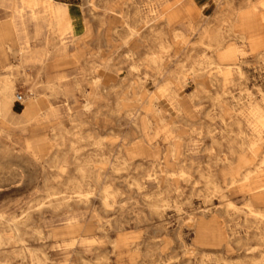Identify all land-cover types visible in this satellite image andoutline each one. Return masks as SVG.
<instances>
[{
  "label": "rangeland",
  "instance_id": "obj_1",
  "mask_svg": "<svg viewBox=\"0 0 264 264\" xmlns=\"http://www.w3.org/2000/svg\"><path fill=\"white\" fill-rule=\"evenodd\" d=\"M231 1L236 7L246 2ZM93 2L88 7L78 0L82 22L74 36H65V64L57 67L58 57L48 61L50 80L61 82L69 96L48 95L45 79L34 77L36 66H18V53L7 48L0 55V75L11 74L15 94L0 112V214L21 218L34 210L23 242L10 224L0 223V264H36L37 258L44 264H255L264 256V220L247 204L250 187L264 190V127L255 132L242 111L251 98L264 106V32L258 49L233 34L226 37L230 82L223 84L210 78L215 67L203 63L201 33L223 23L227 0ZM185 3L189 11H183ZM166 4L182 8L180 20L188 26L182 37L174 36L180 23H167ZM12 10V0H0V24L10 21ZM161 24L168 45L163 51L149 33L151 25ZM196 24L200 29H193ZM37 26L43 23L26 25L31 45L42 48L45 39L58 38L44 29L35 39ZM152 52L161 54L170 73L165 81L155 83L153 76L162 74L144 61ZM94 77L101 79L97 88ZM33 90L51 101V114H24ZM154 97L165 121L145 109ZM238 117L245 142L259 138L258 151L244 152L242 138L230 133L238 132L232 126ZM93 138L102 139L108 156L95 166L103 173L99 185L107 205L91 179L83 203L71 189L73 178H81L80 165L95 151ZM37 141L49 151L39 150ZM179 170L186 175L165 172ZM248 170L254 173L244 182ZM256 200L263 211L264 200Z\"/></svg>",
  "mask_w": 264,
  "mask_h": 264
},
{
  "label": "crops",
  "instance_id": "obj_2",
  "mask_svg": "<svg viewBox=\"0 0 264 264\" xmlns=\"http://www.w3.org/2000/svg\"><path fill=\"white\" fill-rule=\"evenodd\" d=\"M57 1H60V2H57ZM57 1H55V0H50V1L49 0H12V9L13 10H12L11 19L8 22H4V23L0 24V55L5 56L6 55L5 53L7 52V50H6L7 48L9 50H12L13 52L18 53L19 54L18 66H20L22 68H25L27 66H36V72L34 74V77L45 79V80H43V82L45 83V86L48 89V95H50V96L51 95L52 96H58V95L69 96L66 88L64 87V85L61 82H55V81L50 80L49 75L47 73V68H48L47 63L49 60H51L55 57H58L56 59L58 62L56 66L60 67L61 65L65 64V60H66L65 59L66 58V52H65L66 51V47H65L66 42L64 40L65 36L66 35H69V36L75 35V33L78 31V29H76L75 27H76V25H78L82 22L83 14H82V10L79 8L80 4L78 3V0H57ZM175 1H179V0H175ZM86 4L88 5V7L92 6L90 0H86ZM253 5H255V6L257 5L255 0L253 1ZM64 6L70 7V12H71L70 15H71L73 25L76 24L75 27L74 26L68 27L69 30H68V28L65 29L62 26L57 25L61 22V18L59 16V14L57 13V8L64 7ZM165 6H167V4ZM230 6H231V4H230ZM48 7H49V9H48ZM182 7H183V11H189L191 9L189 4H187V3H185L184 6H182ZM263 10H264V7H259L258 12L254 13V14H246L247 12H244L243 14L242 13L236 14V12H234V14L232 16H230L229 9H228V14H227L226 18L222 17V21L224 20L223 23L218 24L217 26H215L213 28L212 35H211L210 39L207 40V44H208V46H211L212 50L211 51L205 50V52H203L204 53L203 55L211 56L217 64L222 63L224 61L223 58H220L219 51H215L217 46L219 45L218 44V36H216V34L218 33L220 27H223L224 30H225V27L227 29V26L224 27L225 22L234 21L235 19H236V24H237V25H235V28H237L240 33L245 34L247 43L250 44L251 46H254L255 49L262 47L263 43L260 40V36L264 32V19H263L264 17L262 15ZM181 12H182V8L179 10H175V9L170 10L169 9L167 11V13H168L167 22L169 25L174 23V22L180 23L178 28L182 29L184 32V30L187 29L188 26L180 20ZM254 18H255V22H257V23L255 26L251 27V24H252V21ZM28 21L33 22V23L34 22H42L43 23V26H37L35 28V33H34L35 39H37L40 35H42V32L44 29H47L51 33V35L57 36L58 38L52 39V40L45 39L44 45L42 48H37L36 45H31L30 44V40H31L30 36L26 31V25H27ZM56 27H57V29H56ZM192 27L196 28L195 30L200 29L199 25H197V24L192 25ZM204 28L205 27L202 28V32H203ZM56 31L59 32V34ZM184 34H185V32H184ZM16 45H19V48L14 49V46H16ZM60 46L63 48H61ZM261 51H260V53H261ZM263 51H264V48H263ZM33 53H34V55H33ZM39 53H41L42 55ZM23 57H25L24 61H23ZM31 58H33V59H31ZM27 60L30 61L31 65H30L29 61H27ZM145 60L146 59L144 57V61ZM26 62H27V64H26ZM33 62H34V64H33ZM25 74H28V73H25ZM226 80H227V82H230V74L229 73L226 75ZM100 81H101V79L99 77H94L93 81H92L93 86L95 88H97L98 85L100 84ZM161 81H165V78L164 77L163 78L157 77V79L155 80V83H158ZM164 87H168V86L165 85ZM51 88H52V90H51ZM33 94H34L33 97L28 98L24 114L27 116H34V115H37L38 113L51 114L52 108H53V104L51 103V101L48 99H45L44 97H42L40 95H38L37 93L34 92V90H33ZM9 103H10L9 98L2 97L1 98L0 112L4 113L5 111H7L8 107H9ZM32 103L34 106L33 111H31L29 106H28ZM145 109L148 112L157 115L161 121L166 120L165 116H164L163 109L157 103V97L151 98L149 101H147V103L145 105ZM158 110H160L162 112L164 120H162V118L160 117ZM242 114H244V113H242ZM244 115H246L247 119L251 117L247 114H244ZM236 120H239V122L242 126V129H243V120L239 117L236 118ZM234 125H236V123L233 121L232 126H234ZM232 130L233 129H231L230 132ZM103 144H104V142L102 141V139L93 138V141L90 145H94L95 151H92L89 154V156L87 157V159L94 158L96 160L97 157H95L94 154L97 151L98 146L102 147ZM36 147H38L39 150H42L43 153H47V151H49V148H50L49 145L45 144L43 141H37ZM173 148L176 151V148L174 145L172 146V149ZM73 149L75 152H78L80 150V147L73 145ZM242 149H244V152L246 151L245 150L246 147H244ZM258 149H259V147H257V149H254V150L258 151ZM102 156H106L108 158V156L106 154H104L103 152H102ZM107 162H108V160H107ZM261 163H263V162H261ZM97 164H103V163L102 162L101 163L96 162L94 167ZM82 166L85 167V164L80 165V168ZM253 173H254L253 170H248L247 174L244 173L243 176L244 175H245V177L250 176V178H251ZM249 174H251V175H249ZM74 176L77 178L79 177L77 175H74ZM249 180H247V181H249ZM69 181H70V179H69ZM237 181L238 180L235 179V182H237ZM245 181L246 180H244V182ZM85 182H87V181L85 180ZM249 190L252 191V195H251L252 199L249 200L247 206L251 205L254 209L258 210V208L256 206L261 205V204L258 203V200H256V198H257L255 196L256 190H251V189H249ZM253 194H254V196H253ZM262 204L264 205V203H262ZM77 230L79 231V227H77Z\"/></svg>",
  "mask_w": 264,
  "mask_h": 264
},
{
  "label": "bare ground",
  "instance_id": "obj_3",
  "mask_svg": "<svg viewBox=\"0 0 264 264\" xmlns=\"http://www.w3.org/2000/svg\"><path fill=\"white\" fill-rule=\"evenodd\" d=\"M50 1V0H49ZM253 1L254 0H246V2L244 3V5H241V6H238V7H235L233 4H232V1L231 0H227V2L225 3L226 6L228 7L229 9V14L230 16H232L234 14V12L237 13H244V12H247L246 14H254V13H257L258 12V8L259 7H264V0H255L256 2V6L253 5ZM91 4H93V0H90ZM48 3V2H47ZM231 4V6H230ZM243 4V3H242ZM55 6V5H54ZM165 9H170V5L167 4V6L164 7ZM49 9V7H48ZM56 11V10H55ZM72 11V10H71ZM57 13L59 14L60 18H61V22L57 25L59 26H62L63 28L67 29L68 27H75V25H73V22H72V19H71V15H70V7L68 6H64V7H59L57 8ZM228 14V12H227ZM226 14V16H227ZM226 16H224L226 18ZM158 19V18H157ZM264 19V18H263ZM147 21V19H146ZM127 23V22H126ZM129 23V22H128ZM162 23V22H161ZM166 23V22H165ZM168 23V22H167ZM257 22H255V18L253 19L252 21V24H251V27L255 26ZM148 24V23H147ZM160 24V23H159ZM163 24V23H162ZM161 24V25H162ZM235 25L236 24V19L234 21H230V22H225V26H227V29L225 27V30L223 29V27H220L218 33L216 34V36H218V46L216 48L215 51H219V54H220V58H223V62L222 63H219L217 64L214 59L211 57V56H206V55H203L202 57L204 58V61L203 63H207V65L209 67H215L216 70H214L215 72L212 73V71L210 72L211 76L210 78H212V81H221L223 84L227 82L226 80V75L229 73V71L226 70L227 67H229L230 65L229 64H226L224 63L227 56V54L225 53L227 50L224 49L225 47V44H226V41H227V38L226 37H229L230 35H234L236 36L237 38H239L241 40V42L243 44H248L247 43V40H246V37H245V34H242L239 32V30L237 28H235ZM58 26V27H59ZM80 24L76 25V29H79L80 28ZM74 28V29H75ZM130 29V32L132 35L136 34L137 32L134 31V28L133 27H128ZM213 28L214 27H210V26H207L203 29V32L201 33V37H202V41H201V44L202 45H205L207 46V49L206 50H212L211 46H208L207 44V40L210 39L211 35H212V32H213ZM54 29V28H53ZM57 29V27H56ZM193 29H196V28H193ZM55 30V29H54ZM69 30V28H68ZM61 31V30H60ZM57 32V31H56ZM62 32V31H61ZM59 34V32H57ZM149 33L151 36H153L155 38V40L158 41V44L159 46L161 47L162 51L165 50L168 45H167V42H165V40L163 39L164 36L166 35V31H165V28L163 27V25L161 27H157V26H153L151 25L150 28H149ZM184 35V32L182 29L180 28H177L174 30V36L175 37H182ZM134 37V36H133ZM131 40V39H130ZM61 47V46H60ZM66 47V46H65ZM63 48V47H61ZM171 49V48H170ZM64 50V49H63ZM59 51V50H58ZM57 51V52H58ZM225 51V52H223ZM66 52V51H65ZM264 51H262L260 54H264L263 53ZM63 53V52H62ZM41 54V53H39ZM34 55V53H33ZM32 55V56H33ZM37 55V54H36ZM42 55V54H41ZM230 55V54H229ZM232 55V54H231ZM22 56V55H21ZM20 56V57H21ZM39 56V55H38ZM164 56V55H163ZM262 56V55H261ZM28 57V56H27ZM165 57V56H164ZM233 57V56H232ZM24 58L23 57V61H24ZM65 58V57H64ZM148 59L153 65L154 67L158 70V73L162 74V78L166 76V74H170V73H167V69L164 68L163 66V58L161 56L160 53H155V52H152V53H148L146 56H145V59ZM29 59V58H28ZM33 59V58H31ZM26 61V60H25ZM29 61V60H27ZM33 61V60H32ZM39 61V60H38ZM37 61V62H38ZM21 62V61H20ZM40 62V61H39ZM30 63V61H29ZM202 63V62H201ZM27 64V62H26ZM25 64V65H26ZM34 64V62H33ZM48 64V63H47ZM240 64V63H239ZM31 65V63H30ZM205 65V64H204ZM136 66V65H135ZM183 66V64H182ZM195 67V66H194ZM203 67V66H202ZM211 67V68H212ZM135 69H137V67H134ZM241 68V66H240ZM231 69V68H230ZM211 70V69H210ZM201 71V70H200ZM202 72V71H201ZM174 73V72H173ZM199 73V72H198ZM243 73V72H242ZM149 73L146 72L145 75H148ZM195 74V73H194ZM207 74V73H206ZM171 77V76H170ZM153 78L156 80L157 77L153 76ZM96 79V78H95ZM228 83V82H227ZM232 83V82H231ZM168 86V85H167ZM52 90V88H51ZM51 92V91H50ZM225 92V91H224ZM52 93V92H51ZM252 94V93H251ZM15 96L14 94V87H13V79L11 77V74H8V75H0V106H1V98L2 97H5V98H13ZM35 98V97H34ZM156 101V100H155ZM238 101V100H237ZM30 110L33 111L34 110V106H33V103L28 105ZM36 106V105H35ZM154 108V107H153ZM246 110V111H245ZM244 111H242L244 114H247L249 116H251L250 118H248V121L251 123V125L254 127V130L255 132H258L259 133V130L260 128L264 127V106L262 104H260L259 102L255 101L254 99H250L248 102H247V105H246V109ZM159 114H160V117L162 118V120H164V117H163V114L160 110H158ZM166 119V118H165ZM234 122L236 123L235 126L238 127V132H236L235 130H232L230 133L231 134H234L240 138H242V148L244 147H248L249 149L255 151L254 149H257V147H259V138H256V136H253V138L250 140V142H244L246 137H248V135L244 132V130L242 129V126L239 122V120H234ZM264 130V129H263ZM251 137V136H250ZM99 144V143H98ZM247 144V145H246ZM100 145V144H99ZM176 154V151L174 150L173 148V153L172 155ZM95 157H97V159L95 160L94 158H90V159H86V162L84 163L85 164V167H81L80 168V173H81V178L80 179H76V178H73L74 180H72L73 182H76L77 184L72 186L73 190H75V199L77 201V203H83L85 200H87L89 197H87V195H85L83 189L84 187L87 186V182H85V180L87 179H91L92 181H94L96 184H97V189L99 191V196L101 197L102 199V202L104 203V205L108 204L109 201H108V197L105 195V190H103V188L99 185L102 177H103V173L101 172V168H97V167H94L95 163L98 162V163H107V160L108 158L106 156H102V147L101 146H98V149L97 151L95 152L94 154ZM245 156V155H244ZM123 158V157H122ZM99 159V160H98ZM100 161V162H99ZM124 162V161H123ZM262 162L264 163V158L262 160ZM129 163V162H128ZM162 163L160 162L159 165H161ZM162 169V172L164 171V169L161 167ZM117 172V171H116ZM166 174H170L168 176H175L176 174L180 176H185L186 175V172L183 171V170H179L177 173L175 172H170L168 173L167 171H165ZM248 172V171H247ZM246 172V174H247ZM252 174V173H251ZM249 174V175H251ZM162 175V174H161ZM156 177V176H155ZM160 178V177H159ZM244 178V179H243ZM154 179V178H153ZM175 179V178H174ZM250 179V176H247L245 177V175L243 176L242 175V180H249ZM93 182V183H94ZM102 182V181H101ZM158 182V181H157ZM211 184H213L212 181H210ZM215 183V182H214ZM137 184V183H136ZM134 185V184H133ZM69 186V184H68ZM103 186V185H102ZM159 186V185H158ZM161 186V185H160ZM67 187V186H66ZM91 187V186H89ZM213 187L214 189L217 191V190H221V188L217 185V184H213ZM261 187V186H260ZM259 186H256V187H251L250 189L251 190H256L255 191V196L258 198V199H263L264 200V190L263 189H259L260 188ZM161 188V187H160ZM70 189V188H69ZM107 189V188H106ZM94 190V189H93ZM168 190V189H167ZM166 190V191H167ZM72 192V190H70ZM170 191V190H169ZM168 191V193H169ZM98 194V193H97ZM93 195V194H92ZM63 196V195H62ZM166 198V197H165ZM256 198V199H257ZM68 199V196H63V200L65 203H67L69 200ZM252 199V198H251ZM162 201V200H161ZM63 202V201H62ZM167 202V201H166ZM154 205V204H153ZM229 206H235L233 203L229 202L228 203ZM155 207H159L160 204H155L154 205ZM228 206V207H229ZM249 209H250V212L254 215V216H257V217H260L261 219L264 220V211L262 210H257V209H254L251 205H248L247 206ZM109 208V207H108ZM239 208V207H238ZM39 210V209H37ZM241 210V209H240ZM34 211V210H33ZM33 211H28L26 213V216L25 217H21V218H18V217H8L6 216L5 214H0V223H8L10 224L9 225V228L14 232L15 234V239L19 242H23V236H22V231L23 229L25 228V226L27 225H30V220H31V216H32V212ZM242 212V211H241ZM73 221V220H72ZM215 222V221H214ZM42 228V227H41ZM72 231V230H71ZM42 233V232H41ZM123 234V233H122ZM124 236V235H123ZM0 239L4 240V238L2 237V232L0 230ZM218 239V238H217ZM74 240V239H73ZM77 241H74L72 242L71 244L74 245L76 244ZM2 244V243H0ZM88 244V243H87ZM83 245V244H82ZM67 247V246H66ZM254 263L255 264H264V256H260V258H254L253 259ZM226 262V261H225ZM36 264H44V260L43 259H40V258H37V262Z\"/></svg>",
  "mask_w": 264,
  "mask_h": 264
},
{
  "label": "built area",
  "instance_id": "obj_4",
  "mask_svg": "<svg viewBox=\"0 0 264 264\" xmlns=\"http://www.w3.org/2000/svg\"><path fill=\"white\" fill-rule=\"evenodd\" d=\"M22 97H23V96H22L21 94H18V97H17L16 101H17V102H21Z\"/></svg>",
  "mask_w": 264,
  "mask_h": 264
}]
</instances>
